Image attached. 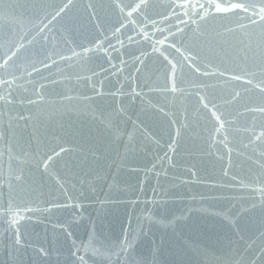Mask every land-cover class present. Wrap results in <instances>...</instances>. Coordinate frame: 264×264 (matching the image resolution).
Here are the masks:
<instances>
[{
    "label": "water",
    "instance_id": "water-1",
    "mask_svg": "<svg viewBox=\"0 0 264 264\" xmlns=\"http://www.w3.org/2000/svg\"><path fill=\"white\" fill-rule=\"evenodd\" d=\"M139 3L0 0V264H264V0Z\"/></svg>",
    "mask_w": 264,
    "mask_h": 264
},
{
    "label": "snow or ice",
    "instance_id": "snow-or-ice-1",
    "mask_svg": "<svg viewBox=\"0 0 264 264\" xmlns=\"http://www.w3.org/2000/svg\"><path fill=\"white\" fill-rule=\"evenodd\" d=\"M142 3H143V0H141V3H139V4L136 5V8L141 7ZM199 7L203 8L204 5H199ZM230 7H231V9H235V8H243V7H245V6L240 5V4H232ZM215 9H216L217 11H225V10H227V9H225V8H222L221 5H219V4L215 5ZM135 10H136V9L134 8L133 11H135ZM245 10H247V9L245 8ZM129 14H131V13H129ZM262 19H264V17H262ZM173 67H174V66H173ZM261 111H264V109H261ZM213 115H215V113H214Z\"/></svg>",
    "mask_w": 264,
    "mask_h": 264
}]
</instances>
